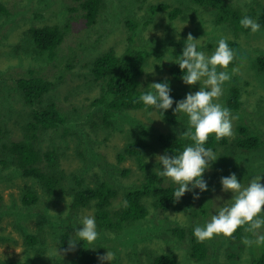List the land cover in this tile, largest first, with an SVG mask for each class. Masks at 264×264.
I'll return each mask as SVG.
<instances>
[{
  "label": "rangeland",
  "instance_id": "obj_1",
  "mask_svg": "<svg viewBox=\"0 0 264 264\" xmlns=\"http://www.w3.org/2000/svg\"><path fill=\"white\" fill-rule=\"evenodd\" d=\"M81 1L83 0H0V5L3 6V9L0 7V120L7 128V133L0 138V160L9 159L5 146L22 137L23 125L29 119L31 107L23 103L16 87V80L25 76L29 66L55 83L44 94L41 105L54 101L68 116L67 121L59 128L43 130L39 136L40 148H56L60 153V169L64 175V190L61 191L65 193L61 197L62 201H51L46 208L43 205V212L31 210L27 218L20 220V223L26 225L27 233L35 234L37 238L39 227L35 214L58 219V209H63L61 214L66 211L70 202L68 192L77 183L87 187L94 186L99 181L109 182L120 193L113 199L112 206L121 205L125 189L142 183L149 171H160L156 157L162 155L163 151L153 135H180L188 125V118L184 114H180L179 120L173 124L163 121L154 109L124 111L113 118L111 125H106L102 119V110L93 103L100 95V86L93 77L91 67L92 61L108 50L117 54L124 53L129 47L147 50L145 71L139 85L140 88H146L156 79L171 77L170 68L175 64L176 57L182 55L189 33L195 39L201 38L199 50L207 55L214 52L219 39L235 40L238 43L234 49L235 56L239 58L235 63L229 64L227 71L231 79L223 85V95L218 100L225 107L230 87L235 83L239 84L242 108L237 113L231 112L238 118L232 121L234 136L228 139L231 141L236 137L237 126L243 123L264 138V71L260 69L258 60L264 57V28L260 27L254 34L251 31L236 32L228 24L216 23L214 11L206 10L192 0H105L97 20L88 24ZM229 1L243 12L252 14L254 20L264 6V0ZM155 3H165L169 8L154 13L149 5ZM177 7L181 11L171 20L169 10ZM47 24L69 25L55 58L34 54L28 42V28ZM234 68L237 69L235 73L232 72ZM173 85L185 96L189 92L198 91L200 87L198 84L191 87L185 85L182 79L175 81ZM140 125L145 126L149 133L147 135L151 147L145 160L150 170L142 169L134 156L123 159L119 157L125 143L135 138L141 130ZM212 149L218 159L203 174L208 190L200 192L199 189H194L199 194V199L194 204L195 211L199 213L195 218L200 221L201 227L210 222L221 207L232 202V193L222 191L221 177L235 173L237 179L247 186L256 176H264V146L252 151H242L230 145H216ZM223 157L227 158L226 162L222 161ZM235 160L239 164L234 163ZM34 181L16 170L13 164L4 166L0 163V193L4 205L6 208L11 205L12 211L10 214H0V259H23V250L30 248L27 243L29 239L13 224V220L14 213L19 211L16 210L15 203L20 205L25 189L31 188L37 194L42 193L43 188ZM261 183L264 184V179ZM169 184L174 183L167 178L161 183ZM144 199L150 214L138 227L141 231L144 227L145 232L138 233L135 226L124 229L119 234H100L97 230L99 238L90 246L99 255H104L107 251L115 253L111 264H139L135 246L140 251L143 264H147L151 253L168 249L176 252L180 264H211L208 259L203 262L189 259L188 242L179 239L170 230L174 225L188 227L195 223V218L191 220L182 210L155 211L152 197L148 195ZM79 215L94 217L93 208H84ZM62 222L68 224L67 220ZM71 228V236L75 237L76 231L82 228L80 220ZM45 229L43 237H39L42 241L35 245L40 246L43 242L41 245L45 248V255L66 259L73 257L76 248L65 252L57 244L55 233L60 229L50 223ZM242 232L249 235L251 240L256 239V236L244 229ZM247 235L244 239H250ZM2 236L10 238L4 239ZM211 241L216 242V245L211 244L210 249L213 263L248 264L252 245L247 246L242 241L237 243L222 235L207 241L209 245ZM239 245L243 249H238ZM231 246L243 251L244 257L238 263L229 262V257L233 254L229 248ZM57 250L59 255L56 254ZM103 264L110 262L104 261Z\"/></svg>",
  "mask_w": 264,
  "mask_h": 264
},
{
  "label": "trees",
  "instance_id": "obj_2",
  "mask_svg": "<svg viewBox=\"0 0 264 264\" xmlns=\"http://www.w3.org/2000/svg\"><path fill=\"white\" fill-rule=\"evenodd\" d=\"M192 1L206 10L214 11L216 23L228 24L236 32L251 31L250 29L242 28L239 21L245 16L253 18L252 14L243 12L240 7L232 5L229 0ZM104 3L105 0L81 1V6L86 11L85 16L88 24H92L97 20L98 13L104 6ZM0 7L3 9L2 5ZM168 8L169 6L165 3L149 5V9L154 13ZM180 11L179 7L170 9V19H174ZM256 21L260 24L261 28H264V6H262ZM68 29L69 25L60 26L57 24L28 28V42L31 51L36 55L55 58ZM227 43L233 50L238 46L235 40H228ZM23 46L24 44L21 47L22 49ZM147 56V50L139 47H129L122 54L108 50L92 61L91 72L95 81L100 86V95L94 99L93 103L102 110V119L106 125H111L113 118L118 113L128 110L145 109L143 103L138 102V98L141 94L153 91L150 87H139L140 79L145 71L144 67ZM238 58V56H235L232 63H235ZM258 60L260 69L264 71V57H260ZM24 75L16 80V87L23 103L31 107V112L28 115L29 119L23 125L22 137L11 141L9 145L5 146L9 159L0 160V163L4 166L13 164L15 169L21 171L24 176L33 178L34 182H37L43 188V191L37 194L35 190L27 188L22 195V204L15 203V208L19 211L14 213L13 224L29 239L27 243L30 244V248L23 250V259H0V264H100V261L97 259L98 252L87 243H79L77 241L76 251L73 257L68 259L45 255V248L41 245L43 242L39 244L40 246L35 245L39 241H42L39 237H43V232L46 230L45 226L50 223L60 229L55 233L57 244L63 249L68 248L69 239L74 238L71 236V227L78 224L82 218L79 212L88 207L93 208L96 227L100 234L106 232L119 234L131 226H135V231L139 230L138 233L145 232L144 227L141 231L138 226L150 214V210L144 199L148 195L152 197L151 202L154 205L153 208L155 207L154 210L156 209L155 211L182 210L189 215L191 220H194L198 216L199 213L194 209L196 200L193 199V194L196 191L193 190V192L185 193L178 202H174L173 193L177 185H161L164 177H160L158 172L149 171L142 183L124 190L122 203L117 207L112 206V203L113 199L120 193L109 182L99 181L94 186L87 187H83L77 183L68 192L70 202L66 213L61 214L63 209H58L60 211L58 219L35 214L39 227V237L37 238L34 236L35 234L31 235L27 233L26 225L20 223V220L27 218L30 212H32L31 210L42 211L43 205L46 208L51 201H62L61 197L65 193L61 191L64 190L62 184L64 175L60 169L59 151L56 148H40L38 140L43 130L59 128L67 121L68 116L54 101L41 105L44 94L55 86L52 79L39 75L37 69L32 66H29ZM170 75L171 77L169 78H160L153 82L167 81L173 100L179 101L184 99L185 95L179 89H175L173 85L175 81L182 79L183 76L178 64L175 63L171 66ZM61 76H63V73H61ZM175 106L174 103L173 109ZM225 107L233 113H237L242 108L241 92L238 83L230 87ZM148 110H151V108ZM156 112L163 121L168 123L174 124L180 118V113L175 115L172 109L164 113L158 110ZM187 127L188 125L183 131H186ZM140 129L135 138L125 143L122 151L119 153V157L123 159L126 156H134L142 169L150 170L145 160L148 149L151 147L147 135L149 133L143 125H140ZM6 133V125L0 120V138ZM153 136L162 148V155L166 152L168 155L178 154L184 147L190 146L193 143L190 139L181 138L180 135L156 133ZM216 145H226L227 147L230 145L242 151H252L264 146V138L255 129L243 123L237 126V135L233 140L230 141L228 138H222L217 142L213 134L205 147L215 148ZM226 160V157L222 158L223 162H226ZM234 163L239 164L236 160ZM159 167L161 171L162 165L160 163ZM125 172L127 173V171ZM11 212V205L6 208L0 193V214H10ZM62 220H67L68 224L63 223ZM194 221L195 223L188 227L174 225L170 230L179 239L188 242L187 256L189 259H193L196 262H203V260L208 259L209 263L215 264L212 262L213 256L210 249L211 244L216 245V242L211 241L210 245L207 241L198 243L193 233L194 228L200 225V221L196 220V218ZM243 229L244 226L236 230L233 234V241L240 243L244 239L247 234L242 232ZM259 234H264V227L259 230ZM2 238L9 239L10 237L2 236ZM249 238L252 239L250 236ZM229 248L233 251V254L229 257L230 263H238L243 259V251L235 250L232 246ZM238 249H243V246L239 245ZM251 251V256L249 255L248 257V264H264V243L260 245L253 244ZM135 254L137 255L139 264H143L140 251L136 246ZM147 264H180V262L176 252L168 249L156 254L151 253L147 259Z\"/></svg>",
  "mask_w": 264,
  "mask_h": 264
},
{
  "label": "clouds",
  "instance_id": "obj_3",
  "mask_svg": "<svg viewBox=\"0 0 264 264\" xmlns=\"http://www.w3.org/2000/svg\"><path fill=\"white\" fill-rule=\"evenodd\" d=\"M239 23L242 28L250 29L253 34L260 30V24L249 16L240 19ZM200 39H195L189 33L182 55L176 57L174 61L183 73V83L190 87L198 84L200 86L198 91L189 92L184 99L174 101L170 95L169 84L165 81L150 84L148 87L153 91L141 94L138 98V102L143 103L146 111L151 108L164 113L172 109L175 115L180 113L188 118L187 130L181 132L180 137L190 139L193 143L184 147L178 154L168 155L166 152L156 157L162 165L158 175L177 185L173 193L174 202H178L185 193L193 192L194 189H199L200 192L208 190L203 174L218 157L212 148L205 145L213 134L217 142L222 138H232L234 136L232 121L238 118L218 102L223 95V85L231 79L227 69L235 59V51L229 47L226 38H221L214 52L207 55L199 50ZM236 71L235 68L232 70L233 73ZM174 103L176 106L173 109ZM262 179L264 176H256L244 186L235 173L221 177L222 191L232 193V202L221 207L218 214L213 215L210 222L203 227L194 228L196 241L203 243L221 235L233 238L236 230L244 226L245 232L256 236L255 240L245 238L242 241L245 245L264 243V234H259V230L264 227ZM193 199H199V194L194 193ZM80 225L82 228L76 231L74 238L69 239L65 252L74 251L77 241L93 245L99 238L100 234L93 216H83ZM56 254L59 255L58 250ZM97 259L101 264L104 261L111 264L115 259V253L107 251L104 255H98Z\"/></svg>",
  "mask_w": 264,
  "mask_h": 264
}]
</instances>
